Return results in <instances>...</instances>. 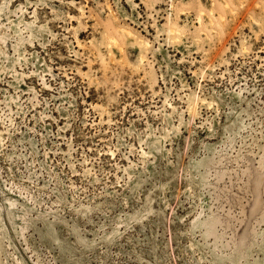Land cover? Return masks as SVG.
<instances>
[{
  "label": "rangeland",
  "instance_id": "1",
  "mask_svg": "<svg viewBox=\"0 0 264 264\" xmlns=\"http://www.w3.org/2000/svg\"><path fill=\"white\" fill-rule=\"evenodd\" d=\"M0 264H264V0H0Z\"/></svg>",
  "mask_w": 264,
  "mask_h": 264
},
{
  "label": "bare ground",
  "instance_id": "2",
  "mask_svg": "<svg viewBox=\"0 0 264 264\" xmlns=\"http://www.w3.org/2000/svg\"><path fill=\"white\" fill-rule=\"evenodd\" d=\"M110 32H111V30H110ZM110 32H109V29L105 28L103 33H102L104 36V39H105L106 48L108 49L109 52L110 51L112 52L113 48H117L119 51H122L120 48V43H119L118 38L116 36H114V34H111L112 32L111 33ZM124 33H127V35L132 36V34L130 32L125 31V32H123V35H125ZM168 33L172 34V32L170 30H168ZM139 45L141 47L147 46V44H145L143 42H139ZM141 60H142V57L140 56V61ZM198 101H199V98L197 95H194L193 97L190 98L188 113H189L190 117H192V118L196 115V107H197Z\"/></svg>",
  "mask_w": 264,
  "mask_h": 264
}]
</instances>
